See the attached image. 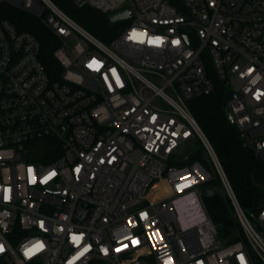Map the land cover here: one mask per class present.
<instances>
[{
	"label": "built area",
	"instance_id": "built-area-1",
	"mask_svg": "<svg viewBox=\"0 0 264 264\" xmlns=\"http://www.w3.org/2000/svg\"><path fill=\"white\" fill-rule=\"evenodd\" d=\"M73 2L129 8V25L105 42L54 0H0V264H264V206L252 222L190 107L212 64L264 159V0ZM8 6L58 38L56 78ZM198 141L212 169L189 161ZM217 188L242 226L232 243L205 202Z\"/></svg>",
	"mask_w": 264,
	"mask_h": 264
},
{
	"label": "trees",
	"instance_id": "trees-1",
	"mask_svg": "<svg viewBox=\"0 0 264 264\" xmlns=\"http://www.w3.org/2000/svg\"><path fill=\"white\" fill-rule=\"evenodd\" d=\"M67 14L99 39L109 42L122 29L113 23L109 13L97 8L78 7L73 0H54ZM178 4V0H170ZM2 16L8 18L19 29L33 33L41 42L40 58L49 74L56 78L62 65L55 56L59 47L58 38L36 17L14 7H5ZM215 88L190 102L191 110L210 139L223 165L233 190L246 211L264 206V159L246 147L237 126L229 118L226 101L230 88L220 79L212 64H208ZM198 160L212 169L203 144L198 141L193 147L189 161ZM184 163V162H181ZM219 184L215 178L213 185ZM208 212L218 228L219 238L232 243L242 234V226L228 195L217 188L213 195L205 198Z\"/></svg>",
	"mask_w": 264,
	"mask_h": 264
},
{
	"label": "water",
	"instance_id": "water-1",
	"mask_svg": "<svg viewBox=\"0 0 264 264\" xmlns=\"http://www.w3.org/2000/svg\"><path fill=\"white\" fill-rule=\"evenodd\" d=\"M130 15H131V10L128 8V9H125L124 11H121L118 13L109 14V18L113 23H115L119 20L128 18ZM228 114H229V118L232 119L231 114L230 113H228Z\"/></svg>",
	"mask_w": 264,
	"mask_h": 264
},
{
	"label": "snow or ice",
	"instance_id": "snow-or-ice-1",
	"mask_svg": "<svg viewBox=\"0 0 264 264\" xmlns=\"http://www.w3.org/2000/svg\"><path fill=\"white\" fill-rule=\"evenodd\" d=\"M29 171L31 172V169ZM54 174L55 173H52L51 175H54ZM5 198H7V196H5ZM73 239L78 241L80 239V237L74 236ZM42 247H43L42 244H36V245L33 246V248L27 249L26 252H25V255L26 256L27 255H31V254H33V252L35 250H38V249H40ZM0 251H3V246L2 245H0ZM241 260H243V257H241Z\"/></svg>",
	"mask_w": 264,
	"mask_h": 264
},
{
	"label": "rangeland",
	"instance_id": "rangeland-1",
	"mask_svg": "<svg viewBox=\"0 0 264 264\" xmlns=\"http://www.w3.org/2000/svg\"><path fill=\"white\" fill-rule=\"evenodd\" d=\"M118 23L121 24V28H124V27H126L127 25H129V21H128V20H120V21H118ZM209 187H211V186L208 185L207 188H209ZM248 213H249L250 220H251L252 222H254V219H253V217L251 216V211H248Z\"/></svg>",
	"mask_w": 264,
	"mask_h": 264
}]
</instances>
